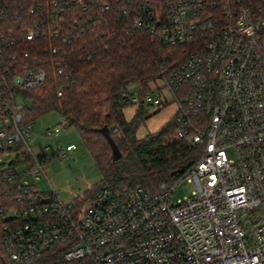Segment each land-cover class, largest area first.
<instances>
[{"label":"built area","instance_id":"2783aa9c","mask_svg":"<svg viewBox=\"0 0 264 264\" xmlns=\"http://www.w3.org/2000/svg\"><path fill=\"white\" fill-rule=\"evenodd\" d=\"M113 20L181 48L159 62V87L122 91L155 107L167 92L176 137L202 144L177 174L194 184L177 203L178 180L72 202L31 180L62 149L34 151L18 96L67 75ZM0 186L12 201L0 206V264H264V0H0Z\"/></svg>","mask_w":264,"mask_h":264},{"label":"trees","instance_id":"16d2710c","mask_svg":"<svg viewBox=\"0 0 264 264\" xmlns=\"http://www.w3.org/2000/svg\"><path fill=\"white\" fill-rule=\"evenodd\" d=\"M101 33L78 56L68 59L67 75L58 78L50 72L44 85L25 92L29 101L24 110L25 120L35 122L42 115L56 111L66 126L81 133L104 172L103 182L86 193L89 198L102 185L155 190L163 183L171 184L178 178L173 172L183 169L184 175L196 163L202 144L177 138L174 120L159 131L138 138L143 109L128 119L124 112L128 104L122 98V91L132 86L142 92L149 90L150 83L161 77L159 62L173 61L181 48L176 46L170 53L147 33L126 29L114 20ZM59 80L63 85L62 95L58 94ZM106 125L123 154L120 160L113 159L109 141L99 132ZM7 202L12 203L0 186V206Z\"/></svg>","mask_w":264,"mask_h":264},{"label":"rangeland","instance_id":"374dc122","mask_svg":"<svg viewBox=\"0 0 264 264\" xmlns=\"http://www.w3.org/2000/svg\"><path fill=\"white\" fill-rule=\"evenodd\" d=\"M161 84L162 82L159 81L152 82L150 88L155 89ZM165 95L168 99L167 102L163 100L164 105L162 107L139 103L125 106L124 112L128 119L133 118L140 108L143 109L144 119L137 131L138 138L159 131L168 122L175 119L179 111V104L177 100L171 99L167 92ZM18 100L25 105L29 104L23 95H19ZM53 128L60 129L61 133L58 138L44 136L45 130ZM71 143L76 146L74 150L68 149V145ZM30 144L37 153L40 151L39 145H43L44 151L49 155L59 147L62 149V154H57L54 158L43 163V173L31 177L35 186L41 191L48 192L54 189L64 201H87L89 197L86 193L103 182L104 172L81 133L75 127L66 126L58 112L50 111L35 121L34 136ZM177 182V192L173 198L174 203L191 197L194 190V184L189 182L187 178Z\"/></svg>","mask_w":264,"mask_h":264},{"label":"water","instance_id":"95a60500","mask_svg":"<svg viewBox=\"0 0 264 264\" xmlns=\"http://www.w3.org/2000/svg\"><path fill=\"white\" fill-rule=\"evenodd\" d=\"M99 132L102 133L106 139L109 141L111 148H112V155L115 161L120 160L123 157V154L117 145L116 141L111 135L110 127L108 125L104 126L103 128L99 129ZM184 172L183 169H178L177 171L173 172V175L182 174Z\"/></svg>","mask_w":264,"mask_h":264},{"label":"crops","instance_id":"0c3cea01","mask_svg":"<svg viewBox=\"0 0 264 264\" xmlns=\"http://www.w3.org/2000/svg\"><path fill=\"white\" fill-rule=\"evenodd\" d=\"M62 119H63V117H62ZM71 144H73V143H71ZM70 145V144H69Z\"/></svg>","mask_w":264,"mask_h":264}]
</instances>
